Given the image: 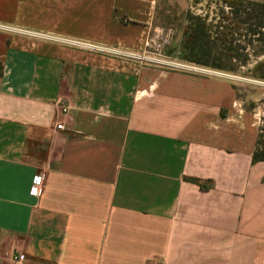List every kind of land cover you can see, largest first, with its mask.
Instances as JSON below:
<instances>
[{"label":"crops","instance_id":"obj_1","mask_svg":"<svg viewBox=\"0 0 264 264\" xmlns=\"http://www.w3.org/2000/svg\"><path fill=\"white\" fill-rule=\"evenodd\" d=\"M153 8L0 0L26 32L0 35V264H264L256 121L222 78L128 60Z\"/></svg>","mask_w":264,"mask_h":264},{"label":"rangeland","instance_id":"obj_2","mask_svg":"<svg viewBox=\"0 0 264 264\" xmlns=\"http://www.w3.org/2000/svg\"><path fill=\"white\" fill-rule=\"evenodd\" d=\"M189 16L203 18L210 28V37H216L217 23L222 21L224 27L228 25L229 21L223 20V16L232 17L230 9L222 0H154L152 18L146 30L145 54L135 56L137 58L130 54L128 60L150 67L224 79L235 91L242 108L255 119L257 139L259 141L260 137L261 143H264V81L251 76L256 63L264 60V29L251 26V30L235 31L230 36L234 47H245L237 51L235 60L225 57V53L222 56L213 54L210 66H200L181 56L182 36ZM11 33L26 34L25 31L0 24V35L8 36ZM138 57L145 58L141 60ZM216 65L222 69L215 68Z\"/></svg>","mask_w":264,"mask_h":264},{"label":"trees","instance_id":"obj_3","mask_svg":"<svg viewBox=\"0 0 264 264\" xmlns=\"http://www.w3.org/2000/svg\"><path fill=\"white\" fill-rule=\"evenodd\" d=\"M222 3L231 11L232 17H222L229 21L224 27L223 22L216 25V37H210V28L201 17L189 16L187 26L181 42V56L184 60L200 66H210V57L213 54L224 55L228 59L235 60L237 51L245 47H234L231 35L239 30L264 29V3L254 0H222ZM259 37V41H260ZM215 68L222 69L217 65ZM251 76L254 79L264 81V60L256 63ZM264 162V143L257 139L256 148L252 156V163ZM201 190H207L203 183L196 181Z\"/></svg>","mask_w":264,"mask_h":264},{"label":"built area","instance_id":"obj_4","mask_svg":"<svg viewBox=\"0 0 264 264\" xmlns=\"http://www.w3.org/2000/svg\"><path fill=\"white\" fill-rule=\"evenodd\" d=\"M254 1L264 3V0H254ZM135 56H137V55H135ZM135 56H134V58H137ZM131 57H132V55H131ZM138 58L141 59V60H144L145 57H138ZM67 112H68L67 108H62L61 109V114L64 115ZM56 128L58 130H61L63 128V125L62 124H57ZM41 182H42V178L40 176L34 177V179L32 181V194L33 195H35V196H39L40 195V193H41V189H40ZM25 261H26V258H25V256L23 254H15L13 256V263L14 264H25Z\"/></svg>","mask_w":264,"mask_h":264}]
</instances>
